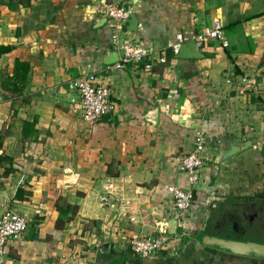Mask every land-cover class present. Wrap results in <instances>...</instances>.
Masks as SVG:
<instances>
[{"label": "crops", "instance_id": "0c3cea01", "mask_svg": "<svg viewBox=\"0 0 264 264\" xmlns=\"http://www.w3.org/2000/svg\"><path fill=\"white\" fill-rule=\"evenodd\" d=\"M254 1L31 0L11 10L10 0H0V46L14 47L0 55V84L17 61L30 66L15 82L25 105L0 88V158L13 160L9 174L0 164V192L28 221L23 238L6 245L4 264H264L192 239L242 240L254 224L264 231V3L247 15ZM120 4L138 21L125 38L145 47L157 50L215 21L228 47L204 43L197 60L167 50L165 63L149 71H109L105 11ZM89 73L102 77L117 106L91 126L72 87ZM244 76L255 78L254 89H242ZM199 142L208 167L190 208L175 212L164 187H185L181 157ZM235 146L242 148L217 161ZM19 186L31 193L21 202ZM64 204L75 212L56 233V206ZM170 220L173 235L158 227ZM143 236H160L164 250L140 259L131 241Z\"/></svg>", "mask_w": 264, "mask_h": 264}, {"label": "built area", "instance_id": "2783aa9c", "mask_svg": "<svg viewBox=\"0 0 264 264\" xmlns=\"http://www.w3.org/2000/svg\"><path fill=\"white\" fill-rule=\"evenodd\" d=\"M132 9L128 5L107 6L105 17L113 31L112 49L118 54V61L106 66L107 70H120L126 66L138 68L142 66L149 71L153 63L164 64L166 51L177 54L179 46L188 40L195 41L197 46L207 42H216L223 48L228 47L223 27L219 22L206 25L189 35L177 34L173 40H169L162 48L157 50L143 46L136 41L125 38L127 24L130 21ZM242 89H254L255 78L244 76L241 79ZM72 87L78 95V105L82 120L87 125H94L106 115L116 112L117 106L113 101L111 88L97 73L84 74L76 78ZM209 159L206 157L201 143L181 157L180 171L186 175L185 187L166 185L165 192L169 195L172 209L175 212H183L190 208L195 191L202 180L204 170L208 167ZM104 202L105 199H102ZM28 229L27 218L16 211L9 210L0 219V264L5 263V247L10 242L21 240ZM133 252L140 259L147 260L164 250L165 243L160 236H143L131 241Z\"/></svg>", "mask_w": 264, "mask_h": 264}, {"label": "water", "instance_id": "95a60500", "mask_svg": "<svg viewBox=\"0 0 264 264\" xmlns=\"http://www.w3.org/2000/svg\"><path fill=\"white\" fill-rule=\"evenodd\" d=\"M141 0H131L132 5H136ZM264 0H255L253 5L249 11H247V15H253L260 11ZM137 18L132 13L130 15V21L128 25L129 31H135L137 29ZM177 60H197L203 58L199 48L197 47L195 41L188 40L183 42L178 49L177 54L175 55ZM118 61V54L116 51L111 50L105 54V59L103 64L108 66L116 63ZM264 70V66L262 67ZM157 111H153L152 117L156 118ZM227 145H224V147ZM242 147L235 146L232 149H226L225 153L221 152L220 157H218L217 161L220 163L222 160L226 159L227 156H231L234 153H237ZM15 169L22 171L21 167L14 165ZM12 198L6 192H0V219H2L3 215L6 214L11 208ZM177 221L170 220L165 223H161L158 227H164L171 235L175 233ZM161 228V229H162ZM30 235L33 233V228L30 229ZM202 242L204 245L216 248L217 250L229 253L234 256H241V257H251V258H263L264 259V243H254L250 241H242L238 239H234L231 237H217V236H209L203 235ZM105 250V247H103ZM99 260H101L99 258Z\"/></svg>", "mask_w": 264, "mask_h": 264}, {"label": "trees", "instance_id": "16d2710c", "mask_svg": "<svg viewBox=\"0 0 264 264\" xmlns=\"http://www.w3.org/2000/svg\"><path fill=\"white\" fill-rule=\"evenodd\" d=\"M30 4H31V0H10L9 9L14 10L19 5H21L22 7H29ZM13 49H14L13 46H0V55L10 53L11 51H13ZM29 69H30V66L28 63L17 61L14 65L12 76H8V75L1 76L3 77V81H1L0 88L3 91L8 92V94L13 99L14 104H17L18 106L25 105L29 99L27 97H20V92L15 82L18 79L22 80L23 78H25L27 73L29 72ZM32 124L33 122L26 123L25 125L30 127ZM0 164L4 166L3 168L5 170V174H9L13 171V167H12L13 160L10 159L9 157H6V156L1 157ZM30 195L31 193L26 191L23 186H19V188L15 192L14 200L21 202V201L26 200ZM56 210L58 213V217L55 221L54 230L56 233H58L63 230L65 223H67L70 220L69 214L73 215V213L75 212V209L68 204H64V205H57ZM199 239H200V242L203 244L202 236H200ZM48 261L52 263V261H55V258L52 256H49Z\"/></svg>", "mask_w": 264, "mask_h": 264}, {"label": "rangeland", "instance_id": "374dc122", "mask_svg": "<svg viewBox=\"0 0 264 264\" xmlns=\"http://www.w3.org/2000/svg\"><path fill=\"white\" fill-rule=\"evenodd\" d=\"M259 225L257 224H254V225H249V228L252 230V232L250 234H247V235H244V237H242V240L243 241H250V242H254V243H264V235H262V232L263 231V228L259 229ZM233 227H231L232 229ZM196 235V234H195ZM203 235H207V234H198L196 235L195 237H191L192 239H196L198 242H200V236H203ZM190 237V236H189ZM189 239V238H187ZM201 243V242H200ZM202 244V243H201Z\"/></svg>", "mask_w": 264, "mask_h": 264}]
</instances>
